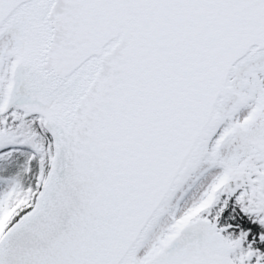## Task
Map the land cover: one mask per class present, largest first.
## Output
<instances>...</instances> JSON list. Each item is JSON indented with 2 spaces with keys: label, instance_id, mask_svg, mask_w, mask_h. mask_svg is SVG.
Listing matches in <instances>:
<instances>
[{
  "label": "snow or ice",
  "instance_id": "6c2138e0",
  "mask_svg": "<svg viewBox=\"0 0 264 264\" xmlns=\"http://www.w3.org/2000/svg\"><path fill=\"white\" fill-rule=\"evenodd\" d=\"M0 264H264V0H0Z\"/></svg>",
  "mask_w": 264,
  "mask_h": 264
}]
</instances>
